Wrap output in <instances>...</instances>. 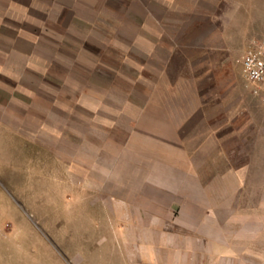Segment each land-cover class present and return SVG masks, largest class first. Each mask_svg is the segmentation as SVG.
I'll return each mask as SVG.
<instances>
[{"label": "rangeland", "instance_id": "1", "mask_svg": "<svg viewBox=\"0 0 264 264\" xmlns=\"http://www.w3.org/2000/svg\"><path fill=\"white\" fill-rule=\"evenodd\" d=\"M156 1L0 0V264L127 263L116 231L127 211L114 192L163 169L155 153L198 148L150 146L148 134L147 107L172 91L167 54L180 73L186 37L230 53L236 123L243 107L252 122L251 135L236 136L251 139L262 184L264 107L243 89L239 59L250 38H264V0H188L163 18ZM160 42L172 49L153 48ZM215 72L203 80L214 83ZM244 197L264 213V193Z\"/></svg>", "mask_w": 264, "mask_h": 264}, {"label": "crops", "instance_id": "2", "mask_svg": "<svg viewBox=\"0 0 264 264\" xmlns=\"http://www.w3.org/2000/svg\"><path fill=\"white\" fill-rule=\"evenodd\" d=\"M187 2L157 0L155 9L163 18ZM147 28L156 35L162 30L149 22ZM183 28L179 32L187 34ZM153 46L172 49L166 42ZM211 48L205 52L183 39L180 73L173 72V52L167 54L172 91L165 93V104L147 107L150 146L188 147L195 140L198 148L195 154L186 148L155 153L150 161L164 163L163 169H150L143 185L114 192L122 195L117 209L127 211L116 229L126 264H256L259 258L264 264V213L257 217L253 202L244 201L245 194L264 193V179L258 185L251 139L236 136L238 128L251 135V113L241 107L244 116L237 126L231 55L221 42ZM210 70L216 71L214 83L203 80ZM190 130L196 132L190 136ZM170 162L180 163V169L170 171ZM258 207L264 211V201Z\"/></svg>", "mask_w": 264, "mask_h": 264}, {"label": "built area", "instance_id": "3", "mask_svg": "<svg viewBox=\"0 0 264 264\" xmlns=\"http://www.w3.org/2000/svg\"><path fill=\"white\" fill-rule=\"evenodd\" d=\"M239 62L243 89L264 107V38H250Z\"/></svg>", "mask_w": 264, "mask_h": 264}]
</instances>
